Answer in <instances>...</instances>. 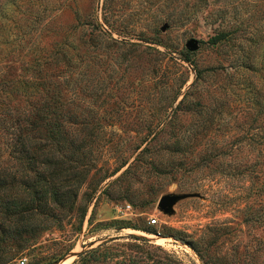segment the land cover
I'll return each instance as SVG.
<instances>
[{"label":"rangeland","instance_id":"obj_1","mask_svg":"<svg viewBox=\"0 0 264 264\" xmlns=\"http://www.w3.org/2000/svg\"><path fill=\"white\" fill-rule=\"evenodd\" d=\"M17 5L2 21L23 24L36 16L25 35L39 44L75 24L67 39L77 62L71 76L79 82L62 91L77 103L78 137L93 139V163L72 202L45 188L21 210L31 197L23 178L34 174L23 155L2 151L0 168L13 177L0 198V264H264V140L258 138L264 113L251 99L257 84L247 89L254 75L227 66L240 51L228 36L206 42L229 29L244 48L246 38L264 45V0ZM75 8L80 20L100 29L93 44L90 24L78 22ZM185 50L192 62L177 57ZM166 192L193 194L163 212L156 201Z\"/></svg>","mask_w":264,"mask_h":264},{"label":"trees","instance_id":"obj_2","mask_svg":"<svg viewBox=\"0 0 264 264\" xmlns=\"http://www.w3.org/2000/svg\"><path fill=\"white\" fill-rule=\"evenodd\" d=\"M17 1L0 0V29H9L5 35L0 34V43L8 46L2 47L0 51V161L3 160L2 151L6 150L14 158L19 159L23 155L28 167L32 168V179L23 178L26 194L31 195L25 199L24 207L20 208L24 210L32 207L29 200L39 199L45 188H49L56 199L63 198L64 194L69 195L72 202L76 186L84 179L87 168L93 163V139L78 137L80 129L77 125L80 121L75 110L77 103L74 104L73 99L66 100L62 91L63 84L70 83L75 88L79 82L77 75L71 76L76 72L77 62L70 59L69 48L74 46L67 39L75 24L68 25L67 33H54L48 42L39 44L40 38L34 41L25 35L27 29L31 30L37 24L36 16L23 24L2 21L6 10L11 9L10 5L18 7ZM74 13L78 15L77 8ZM77 19L80 24H90L78 16ZM98 32L100 29L97 25L90 24L87 33L91 44L95 42ZM231 33L229 29L217 31L206 42L218 43L228 36V40L239 48V53L230 56L227 66L234 71L245 69L254 75L255 78L247 80L245 86L249 89V82H256L257 93L251 97L252 103L258 106L257 111L264 113V45L246 38L248 43L244 48L241 39ZM23 46H26L25 51L20 50ZM15 48L17 51H14ZM177 57L192 62L189 50L179 52ZM192 68L196 79L200 70L195 65ZM184 80H180L175 95L180 93ZM186 93L183 92L178 102ZM72 97L75 99L73 92ZM258 138L260 142L264 140V129ZM124 162L112 168L109 174ZM12 177L0 168V198L5 193L2 188L7 184L6 179L10 181ZM63 181H66L67 186L62 188ZM10 196L12 202L15 198L14 195ZM255 250L250 249V257H253Z\"/></svg>","mask_w":264,"mask_h":264},{"label":"water","instance_id":"obj_3","mask_svg":"<svg viewBox=\"0 0 264 264\" xmlns=\"http://www.w3.org/2000/svg\"><path fill=\"white\" fill-rule=\"evenodd\" d=\"M188 192H166L159 195L156 204L163 212L171 211V204L174 203L178 198L186 196Z\"/></svg>","mask_w":264,"mask_h":264},{"label":"built area","instance_id":"obj_4","mask_svg":"<svg viewBox=\"0 0 264 264\" xmlns=\"http://www.w3.org/2000/svg\"><path fill=\"white\" fill-rule=\"evenodd\" d=\"M130 209L131 207H130V204H128V203H126V205H125V209L127 210V209ZM150 222H153L154 220H155V218H153V217H149V219H148ZM19 262L20 263H22L23 262V257H21L20 259H19Z\"/></svg>","mask_w":264,"mask_h":264}]
</instances>
